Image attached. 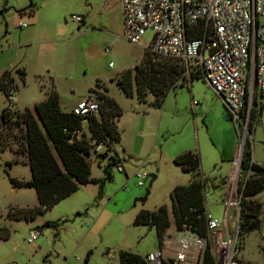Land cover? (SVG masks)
<instances>
[{
  "label": "rangeland",
  "instance_id": "rangeland-1",
  "mask_svg": "<svg viewBox=\"0 0 264 264\" xmlns=\"http://www.w3.org/2000/svg\"><path fill=\"white\" fill-rule=\"evenodd\" d=\"M120 11L117 0H0V76L8 71L13 79L8 96L0 90V112L5 107L14 112L31 108L51 90L57 92L63 111H70L90 93L100 100L109 95L122 110L115 121L119 141L91 150L90 177L97 182L81 185L33 219L15 212L38 206L34 188H13L10 182V177L30 179L23 155L14 160V150L22 148V130L0 119V145H6L0 150V229L8 235L0 237V264H119V250L144 258L160 245L154 227L134 225L133 220L140 210L153 211L162 204L170 209L173 187L191 179V173L174 163L177 155L198 154L200 172L208 178L203 187L206 212L220 221L225 216L229 178L246 139L251 160L264 166V95L252 103L248 133V122L244 127L245 120L235 122L228 116L225 104L192 61L190 70L199 75L189 79L191 71H185V85L169 92L159 106L152 104V95L140 101L135 93H124L117 79L142 61L151 31L140 44L128 41ZM72 15L83 21H73ZM81 126L89 136L87 120ZM98 153L106 155L97 159ZM110 156L119 158L124 170L113 166L106 179ZM136 173L148 174L141 186ZM151 174L155 179L148 187ZM147 187L145 200H138ZM245 201L240 204L242 221L259 203L255 214L260 226L241 235L239 261L264 264V189ZM46 221L55 225L46 226ZM222 229H212L207 240L221 264L227 249ZM31 232L38 235L29 242ZM167 235L178 233L171 226ZM174 250L175 244H170L167 254Z\"/></svg>",
  "mask_w": 264,
  "mask_h": 264
},
{
  "label": "trees",
  "instance_id": "trees-1",
  "mask_svg": "<svg viewBox=\"0 0 264 264\" xmlns=\"http://www.w3.org/2000/svg\"><path fill=\"white\" fill-rule=\"evenodd\" d=\"M200 34L201 30H198L196 35ZM191 36L194 34L191 33ZM198 75V72L191 71L189 79ZM187 80L182 62L170 57L152 55L145 49L142 61L135 65L133 71L127 69L122 72L117 83L124 93L130 96L135 93L140 101H146L147 97L152 95V104L159 106L169 92L183 87ZM12 83L13 79L9 77V72L4 71L0 76V90L5 96L10 94ZM121 114L122 110L116 100L105 94L102 100L99 98L97 114L76 116L71 111L61 109L55 90H51L46 99L20 112H14L9 107L3 108L0 119L9 124L8 126H16L22 130L20 136L22 148L14 150V160H18V154H22L30 170V179L10 177L11 185L13 188H34L38 199V206L20 208L15 214L33 219L38 213L53 207L81 185L97 182L90 177L91 150L98 145L109 148L114 142L119 141L120 132L115 121ZM227 114L232 118L229 112ZM253 114L254 111L251 118ZM82 120L88 122L89 136L82 129ZM251 128L252 119L248 124V133L251 132ZM5 146L2 143L0 150ZM104 155L106 153H98L97 159ZM109 160L104 168L106 179L111 177L109 168L120 163L119 158L113 156H110ZM174 163L183 171L191 173L192 177L186 184L173 187L170 193V209L166 204H162L153 211L140 210L133 220L134 225L145 224L154 227L160 247L171 226L177 232L190 231L205 238L208 234L203 190L208 178L200 172L199 156L195 152L185 151L174 158ZM240 169L242 174L248 170L251 172L241 190L242 193L240 192L242 195L240 204L245 205L246 197H252L264 189V166L251 163L249 139L243 144ZM255 207L258 212L260 204H255ZM255 212H246L243 221L241 215L240 235L247 232V226L258 217ZM44 225L55 224L46 221ZM0 237L7 238L8 235L2 233L0 229ZM117 256L119 264H148L145 258L126 250H119ZM203 264H214L208 242L204 250Z\"/></svg>",
  "mask_w": 264,
  "mask_h": 264
},
{
  "label": "built area",
  "instance_id": "built-area-1",
  "mask_svg": "<svg viewBox=\"0 0 264 264\" xmlns=\"http://www.w3.org/2000/svg\"><path fill=\"white\" fill-rule=\"evenodd\" d=\"M119 3L123 35L128 41L140 44L143 35L151 31L145 47L150 54L177 59L187 72L191 71L189 62H194L232 119L245 120L244 127L249 124L254 99L264 95V0H119ZM71 19L83 21L78 15H72ZM198 30L200 35H196ZM13 100L10 95V101ZM70 111L79 117L97 114L99 98L90 93ZM241 155L242 149L235 172L229 178L224 219L220 221L206 214L207 238L190 231L178 232L177 237L165 236L156 252L145 255L148 264H203L209 233L218 227L223 228L227 246L222 264H241L239 181L243 178L245 184L251 173L249 170L241 173ZM117 169L124 170L120 164ZM147 175L136 173L137 185H143ZM37 235L31 232L28 241L32 242ZM173 243L175 250L168 255L167 248ZM210 253L214 264H221L212 250Z\"/></svg>",
  "mask_w": 264,
  "mask_h": 264
},
{
  "label": "water",
  "instance_id": "water-1",
  "mask_svg": "<svg viewBox=\"0 0 264 264\" xmlns=\"http://www.w3.org/2000/svg\"><path fill=\"white\" fill-rule=\"evenodd\" d=\"M150 176H151V181H150L148 187L151 185L152 181L155 179V175H152V174H151ZM148 187L146 188L145 195H144L142 198H138V200H140V201L145 200V198H146L147 195L149 194V188H148ZM259 226H260V220H259L258 218H256V219H254V220H253V221L247 226L246 231H247V232H250V231H252V230L257 229ZM40 229H41V227L38 228V230H40Z\"/></svg>",
  "mask_w": 264,
  "mask_h": 264
},
{
  "label": "crops",
  "instance_id": "crops-1",
  "mask_svg": "<svg viewBox=\"0 0 264 264\" xmlns=\"http://www.w3.org/2000/svg\"><path fill=\"white\" fill-rule=\"evenodd\" d=\"M118 1V3H119V0H117ZM119 5H120V3H119ZM121 7V6H120ZM120 16H121V20H122V15H121V11H120ZM146 49V48H145ZM235 151H233V153H234ZM25 162V161H24ZM25 164H26V162H25ZM18 179V178H17ZM177 232V231H176ZM178 233V232H177ZM167 236H169V235H167Z\"/></svg>",
  "mask_w": 264,
  "mask_h": 264
},
{
  "label": "bare ground",
  "instance_id": "bare-ground-1",
  "mask_svg": "<svg viewBox=\"0 0 264 264\" xmlns=\"http://www.w3.org/2000/svg\"><path fill=\"white\" fill-rule=\"evenodd\" d=\"M189 75V74H188ZM145 182V181H144Z\"/></svg>",
  "mask_w": 264,
  "mask_h": 264
}]
</instances>
